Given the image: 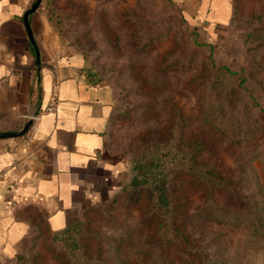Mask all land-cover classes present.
I'll use <instances>...</instances> for the list:
<instances>
[{"label": "rangeland", "instance_id": "1", "mask_svg": "<svg viewBox=\"0 0 264 264\" xmlns=\"http://www.w3.org/2000/svg\"><path fill=\"white\" fill-rule=\"evenodd\" d=\"M45 1L112 90L107 141L123 183L68 234L38 222L0 264H264V0H232L211 26L175 0ZM10 98L0 91V131ZM208 167L222 179L205 193Z\"/></svg>", "mask_w": 264, "mask_h": 264}, {"label": "crops", "instance_id": "2", "mask_svg": "<svg viewBox=\"0 0 264 264\" xmlns=\"http://www.w3.org/2000/svg\"><path fill=\"white\" fill-rule=\"evenodd\" d=\"M0 0V91L10 92L14 131L37 116L34 134L0 138V259L27 248L38 222L51 233L83 219L123 183V158L107 130L111 88L59 34L43 3ZM185 18L225 24L232 0H175ZM56 91L52 112H45ZM35 233V232H34Z\"/></svg>", "mask_w": 264, "mask_h": 264}, {"label": "trees", "instance_id": "3", "mask_svg": "<svg viewBox=\"0 0 264 264\" xmlns=\"http://www.w3.org/2000/svg\"><path fill=\"white\" fill-rule=\"evenodd\" d=\"M46 1L45 0H41L40 1V5L43 3V8L44 10L46 11V15L47 17L49 18L50 21H52L51 17L49 16V13H48V10H47V6H46ZM55 25V27L57 28L58 32H59V29L57 27V25L55 24L54 21H52ZM60 34V32H59ZM6 130H1L0 132H5ZM192 159V158H191ZM193 162V160H191ZM205 174V177H203V179H201V181L199 180L198 177H196V179H198L196 182H198L200 185H202L204 188H203V191L206 193H210L211 190H216L218 187V185H220V180L222 179V175L220 174V172H218V170H216L214 167H208L206 169V172L204 173ZM206 183H204L205 181ZM132 183L133 184H137L139 183V181L137 180V176L134 175L132 177ZM216 186V187H215ZM160 188V194H159V198L160 200L161 199H164L163 201H167L166 198H169V195H168V191H166V189H168V186H166V189L162 186L159 187ZM80 221L81 220H78V221H75L74 223L66 226L63 230L59 231L58 233H63L64 234H68L72 231H74L75 229H77L81 224H80ZM173 224H175V229L179 232L180 235H182V231H180L178 225H176L175 221H173ZM174 230V228H173ZM183 241H187V239L185 238H182Z\"/></svg>", "mask_w": 264, "mask_h": 264}, {"label": "water", "instance_id": "4", "mask_svg": "<svg viewBox=\"0 0 264 264\" xmlns=\"http://www.w3.org/2000/svg\"><path fill=\"white\" fill-rule=\"evenodd\" d=\"M41 0H34L33 3L31 4V6L29 7V9L26 10V12L24 13V24L27 28L28 31V35L30 37V39L32 40V36L30 34L29 31V25H28V15L32 12H34L37 7L39 6ZM31 118H29L20 129L18 130H14V131H5V132H0V138H5V137H18V136H22L24 135L27 130L29 129L30 125H31Z\"/></svg>", "mask_w": 264, "mask_h": 264}, {"label": "built area", "instance_id": "5", "mask_svg": "<svg viewBox=\"0 0 264 264\" xmlns=\"http://www.w3.org/2000/svg\"><path fill=\"white\" fill-rule=\"evenodd\" d=\"M55 103H56V91H55V89H53L52 97H51V99L49 101L48 106L44 109V111L45 112H52ZM36 119H37V116H33L31 118V120H32L31 125H30L29 129L26 132L27 138H30L34 134V131H35V128H36Z\"/></svg>", "mask_w": 264, "mask_h": 264}]
</instances>
